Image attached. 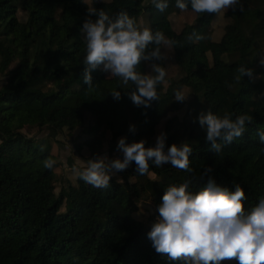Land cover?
Here are the masks:
<instances>
[{
    "label": "trees",
    "instance_id": "16d2710c",
    "mask_svg": "<svg viewBox=\"0 0 264 264\" xmlns=\"http://www.w3.org/2000/svg\"><path fill=\"white\" fill-rule=\"evenodd\" d=\"M147 1L109 0L100 9L113 19L127 12L140 25L146 14L151 30L176 42L181 77L166 75V83L158 87L161 99L148 108L132 103L131 82L122 86L100 69L92 71L91 89L83 82L86 43L81 29L86 19H97L89 15L87 0L0 1V78H6L0 87V264H180L155 251L147 236L152 226L134 217L145 199L152 197L157 218L170 185L192 180L191 190L197 192L209 178L231 191L237 184L243 187L248 211L264 198V144L257 135L264 131V91L260 94V81L254 79L264 77V0H240L243 11L229 8L220 42L212 38L218 15L193 12L190 0L184 12L175 0L163 12ZM19 10L28 13L26 21L18 18ZM176 13L193 15L195 21L177 30L172 22ZM193 32L205 38L189 40ZM181 49L187 58L181 57ZM160 63L166 69L167 61ZM240 66L253 69V75L236 83ZM138 71L148 72L147 63ZM184 88L194 96L191 126L181 125L178 118L168 120L165 151L173 143L188 142L193 148L191 172L170 164L156 168L150 161L149 172L162 178L152 180L140 176L133 162L116 172L123 182L112 178L109 187L96 188L78 177L76 186L56 194L54 169L43 166L46 159H54L51 148L24 133L37 127L38 133L48 130L56 140L83 129L77 146L90 147V158L102 154L98 134L103 127L113 134L111 152L118 150L122 137L129 144L145 140L146 147H155L156 128L169 112L180 109L175 92ZM113 90L121 91L122 99H113ZM209 109L230 113L232 119L247 114L253 120L242 137L218 153L198 121L200 112ZM132 125L135 131H130ZM208 168L212 171L206 172Z\"/></svg>",
    "mask_w": 264,
    "mask_h": 264
},
{
    "label": "clouds",
    "instance_id": "9594fccd",
    "mask_svg": "<svg viewBox=\"0 0 264 264\" xmlns=\"http://www.w3.org/2000/svg\"><path fill=\"white\" fill-rule=\"evenodd\" d=\"M156 9L163 12L169 7V0H152ZM191 10L195 13L220 15L229 8L238 6L243 11L240 0H190ZM175 7L181 12L189 8L188 0H175ZM89 15L95 14L96 20L86 19L81 31L85 34L86 56L82 79L88 88L93 87L92 71L100 69L110 73L109 77L118 78L122 86L130 82L134 90L129 98L136 107L148 108L154 101L161 99L158 87L166 83L167 71L160 63L167 59L168 51L176 43L167 39L162 31L142 27L135 17L121 12L113 19L104 9L89 6ZM203 35L193 32L189 40L199 41ZM167 50V51H162ZM142 63L150 65V72L138 71ZM264 66V56L260 58ZM234 81L239 83L244 76L251 77L253 69L240 66ZM113 99H122L121 91L111 92ZM188 96L182 90L175 92V100L184 102ZM253 117L247 114L232 119L230 113L223 115L211 109L201 111L198 121L206 131V140L218 153L224 145L231 144L244 135L246 123ZM135 131V125L130 126ZM264 144V131L257 133ZM166 133L157 137L155 147H146V141L127 143L121 138L117 148L123 159H109L107 155L97 154L88 159L82 170L74 166L79 178L96 188H107L116 172L126 170L135 162L138 173L150 174V161L156 168L170 164L172 168L191 172L190 155L193 148L188 142L173 143L165 151ZM54 159L43 162L46 169H54ZM208 168L206 172H211ZM206 174V173H205ZM192 180L170 185L158 206L159 216L148 232V239L158 254L169 261L180 264H264V198L250 211L246 210L245 190L239 184L231 191L222 187L212 178L197 192L191 190Z\"/></svg>",
    "mask_w": 264,
    "mask_h": 264
},
{
    "label": "rangeland",
    "instance_id": "374dc122",
    "mask_svg": "<svg viewBox=\"0 0 264 264\" xmlns=\"http://www.w3.org/2000/svg\"><path fill=\"white\" fill-rule=\"evenodd\" d=\"M1 1V0H0ZM109 1V0H87V3L89 6H92L96 8L97 10L100 9L101 2ZM129 3H133V0H130ZM152 3V0H148L146 4ZM19 3L17 2V5ZM228 10H224L220 15H218L212 24V38L215 42H220L225 34V27L229 23V20L225 17V14ZM96 18H98L95 14H93ZM18 18L21 21H26L28 19V13L19 10L18 12ZM195 21V16L193 15H186L183 13H176L172 16V22L174 27L177 30H180L182 27H184L187 24H191ZM141 26L142 27H148L151 29V23L149 21V16L144 15L141 18ZM261 45L263 48L262 56H264V39L261 40ZM167 51V50H163ZM180 55L182 58H187L185 50L181 49ZM210 59L211 56L209 55ZM261 58V57H260ZM225 60H227V57H225ZM167 61V76L169 78H180L181 77V71L176 63L175 60V51L173 47L168 51V57L166 59ZM228 61V60H227ZM261 65V64H260ZM15 68V65L11 67V70ZM147 70L148 72L151 71L150 65L147 64ZM107 76H110V73H107ZM254 79L256 81H260V85L258 86V91L260 94L264 91V77L262 75H255ZM6 78H0V87L5 83ZM188 98L184 102H178L180 109L178 111H171L168 113L167 117L161 121V123L156 128V135L154 137L155 142H157V137L161 133L165 132L166 123L168 120L172 118H178L180 124L183 123L188 124V126H191V117H192V111L191 110V101L194 99V96L190 92L189 89L184 88L182 90ZM91 125V124H90ZM89 125V126H90ZM87 126V127H89ZM185 127L181 128V130H184ZM24 133L29 137H36L37 140H44L46 143L45 147L51 148V153L54 156L55 161L57 162L55 165V168L52 172L53 177L57 179V190L56 194H59L62 188H67L69 185L76 186L77 185V179L79 177L78 172H75L74 166L83 169L87 166V161L91 156V148L90 147H82L80 150L78 149V143L82 142L83 137L85 136L83 129H78L74 133L70 134L68 132L61 134L56 140L49 137V131L45 130L43 132H37V127L29 128L24 131ZM98 138L102 140V149H101V155H107L109 159H116L120 158L123 159V153L120 150H116L111 152V148L113 146L112 139L113 134L112 132L107 128L103 127L99 134ZM123 138V137H122ZM121 139V138H120ZM117 140V145L119 140ZM141 176V175H140ZM143 178H150L152 180H161L162 178H158L155 174L150 173L142 176ZM118 182H123V177L115 174L113 177ZM132 182H136L137 179L133 178L131 180ZM111 182V181H110ZM156 207L154 204V201L152 197H148L140 204V210L136 214H134V217L148 226H152V224L156 221ZM231 262H226V264H232Z\"/></svg>",
    "mask_w": 264,
    "mask_h": 264
}]
</instances>
